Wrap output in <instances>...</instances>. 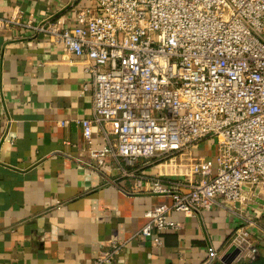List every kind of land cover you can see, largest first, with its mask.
Returning <instances> with one entry per match:
<instances>
[{"label":"built area","instance_id":"obj_1","mask_svg":"<svg viewBox=\"0 0 264 264\" xmlns=\"http://www.w3.org/2000/svg\"><path fill=\"white\" fill-rule=\"evenodd\" d=\"M94 1L72 29L25 25L85 57L95 121L114 136L91 156L157 170L151 192L172 203L145 213V238L161 245V234L179 229L173 213L218 205L238 218L237 259L257 257L264 222L251 205H264V0ZM75 122L90 144L92 121ZM200 146L208 157L196 155ZM122 246L94 264H112ZM217 258L209 253L203 264Z\"/></svg>","mask_w":264,"mask_h":264},{"label":"crops","instance_id":"obj_2","mask_svg":"<svg viewBox=\"0 0 264 264\" xmlns=\"http://www.w3.org/2000/svg\"><path fill=\"white\" fill-rule=\"evenodd\" d=\"M94 6V0H0V264H94L115 243L123 246L112 264H203L212 252L215 264H224L238 218L218 205L173 213L179 229L161 234V245L141 234L145 213L170 205L171 197L151 192L152 168L91 156L114 136L112 126L95 121L85 57L25 26L50 21L72 29L78 13ZM81 119L93 123L90 144L75 122ZM196 155L209 153L200 146ZM254 202L264 222V205Z\"/></svg>","mask_w":264,"mask_h":264},{"label":"water","instance_id":"obj_3","mask_svg":"<svg viewBox=\"0 0 264 264\" xmlns=\"http://www.w3.org/2000/svg\"><path fill=\"white\" fill-rule=\"evenodd\" d=\"M239 251L235 248H232L229 253L224 257V264H232L233 261L238 257Z\"/></svg>","mask_w":264,"mask_h":264},{"label":"trees","instance_id":"obj_4","mask_svg":"<svg viewBox=\"0 0 264 264\" xmlns=\"http://www.w3.org/2000/svg\"><path fill=\"white\" fill-rule=\"evenodd\" d=\"M260 256V255H259ZM248 264H264V257L260 256L259 258H257L255 261L248 263Z\"/></svg>","mask_w":264,"mask_h":264},{"label":"rangeland","instance_id":"obj_5","mask_svg":"<svg viewBox=\"0 0 264 264\" xmlns=\"http://www.w3.org/2000/svg\"><path fill=\"white\" fill-rule=\"evenodd\" d=\"M141 165V164H140ZM146 169V168H145ZM154 170V172L157 174V170L156 169H153ZM168 170V173H171L172 171H169L170 170V168L169 169H167Z\"/></svg>","mask_w":264,"mask_h":264}]
</instances>
